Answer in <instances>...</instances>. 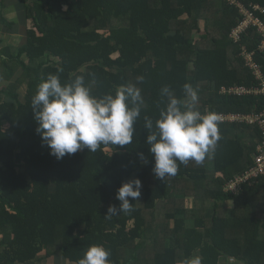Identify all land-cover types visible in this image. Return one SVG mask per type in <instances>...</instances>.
I'll use <instances>...</instances> for the list:
<instances>
[{
  "label": "trees",
  "instance_id": "obj_1",
  "mask_svg": "<svg viewBox=\"0 0 264 264\" xmlns=\"http://www.w3.org/2000/svg\"><path fill=\"white\" fill-rule=\"evenodd\" d=\"M15 2L18 21L0 12L3 32L17 33L20 24L25 33L15 47L0 38V264H78L92 245L104 246L111 264H264V176L224 189L253 164L258 127L220 122L221 139L205 160L177 162L163 182L154 178L144 128V117L155 122L165 106V86L183 99L190 84L201 112L264 108V96L219 93L222 85L257 84L243 45L255 50L264 74L256 27L233 42L229 33L242 17L226 0ZM247 2L264 7V0ZM49 74L62 83L83 75L97 98L139 87L133 143L50 155L31 109ZM133 178L142 182L139 201L129 198L133 210L106 218L110 204L119 206L118 188Z\"/></svg>",
  "mask_w": 264,
  "mask_h": 264
},
{
  "label": "clouds",
  "instance_id": "obj_2",
  "mask_svg": "<svg viewBox=\"0 0 264 264\" xmlns=\"http://www.w3.org/2000/svg\"><path fill=\"white\" fill-rule=\"evenodd\" d=\"M62 71V69L58 70ZM143 76L137 78L142 83ZM184 98L171 94L165 86L161 96L167 98L159 117H144L146 144L154 157V178L164 181L175 176L178 163L203 162L221 139L220 116L214 111L201 112L198 94L190 84L183 86ZM143 99L135 84L121 85L115 94L97 98L91 94L83 75L62 83L59 75L49 74L38 86L31 100L35 131L50 155L62 159L87 148L95 153L101 145L125 146L133 143L134 124L141 115ZM141 159L144 158L140 153ZM142 182L139 178L123 182L116 192L119 206L109 205L106 218L128 214L132 201H139ZM110 252L102 245H92L78 264H111Z\"/></svg>",
  "mask_w": 264,
  "mask_h": 264
},
{
  "label": "built area",
  "instance_id": "obj_3",
  "mask_svg": "<svg viewBox=\"0 0 264 264\" xmlns=\"http://www.w3.org/2000/svg\"><path fill=\"white\" fill-rule=\"evenodd\" d=\"M237 8L242 18L231 29L229 36L233 42L241 40L243 34L250 26H255L261 36L260 43L257 48L264 50V7L257 3L247 2L245 0H226ZM241 56L245 61V65L251 71L254 79L257 81L255 85H222L219 87V93L232 96L254 95L264 96V74L261 65L254 59L255 50L248 49L244 45L241 47ZM207 112V111H206ZM220 116V122H235L238 124H247L257 126L260 138L253 153V164L249 166L243 173L236 175L224 186L225 191L235 192L245 181L251 177L259 175L264 176V108L253 109L249 113H217Z\"/></svg>",
  "mask_w": 264,
  "mask_h": 264
},
{
  "label": "rangeland",
  "instance_id": "obj_4",
  "mask_svg": "<svg viewBox=\"0 0 264 264\" xmlns=\"http://www.w3.org/2000/svg\"><path fill=\"white\" fill-rule=\"evenodd\" d=\"M15 1L16 0H5L6 6H3V7L1 6V2H0V11L5 15V17L8 20H12V21H18L19 20L18 9L16 7V2ZM0 27L3 28V25L1 24ZM201 27L203 28L202 24H201ZM19 28H20V30L18 29L19 30L18 31L19 34L16 35V36H13V37L12 36H8V35H10V33L6 34V32H3V29H2V31L0 32V36H2V37H0V38L10 37L11 40H12L11 41L12 42V46H14V47L19 45V44H21L24 41V38H25L24 26L20 25ZM194 37H195V39H197L196 38L197 37L196 34H194ZM5 38H4V43L7 42V41H5L6 40ZM4 85H6L5 79L0 78V87L4 86ZM18 90L23 93L24 90H25V85L24 84L20 85V87H18ZM211 203L212 202L210 200L206 201L205 214L208 215V216L211 214ZM258 213H261V212H258ZM190 223H192V219H190ZM46 261L51 263L52 259H47ZM180 264H182V263H180ZM228 264H233V262H229ZM237 264H239V263H237Z\"/></svg>",
  "mask_w": 264,
  "mask_h": 264
},
{
  "label": "crops",
  "instance_id": "obj_5",
  "mask_svg": "<svg viewBox=\"0 0 264 264\" xmlns=\"http://www.w3.org/2000/svg\"><path fill=\"white\" fill-rule=\"evenodd\" d=\"M1 1V0H0ZM1 12V11H0ZM2 13V12H1ZM4 15V14H3ZM5 16V15H4ZM0 26H1V24H0ZM20 25L19 26H17L16 28H17V33H10V35H8V36H16V35H18L19 33H18V31L20 30ZM19 29V30H18ZM2 31V28L0 27V32ZM0 37H2V36H0ZM5 38V37H4ZM6 40L5 41H7L6 43L8 44V45H12V40H11V38L10 37H7V38H5Z\"/></svg>",
  "mask_w": 264,
  "mask_h": 264
}]
</instances>
